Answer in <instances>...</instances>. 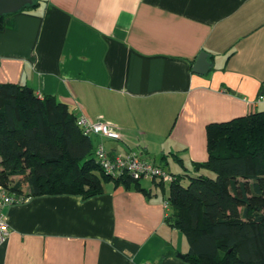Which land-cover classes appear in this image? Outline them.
<instances>
[{
    "label": "crops",
    "instance_id": "obj_1",
    "mask_svg": "<svg viewBox=\"0 0 264 264\" xmlns=\"http://www.w3.org/2000/svg\"><path fill=\"white\" fill-rule=\"evenodd\" d=\"M34 2L3 17L0 82L113 123L118 139L91 136L111 156L134 151L186 185L206 173L193 163L207 158L208 124L264 109V0ZM168 187L142 178L86 198L24 196L3 207L0 264H191L166 221Z\"/></svg>",
    "mask_w": 264,
    "mask_h": 264
},
{
    "label": "trees",
    "instance_id": "obj_2",
    "mask_svg": "<svg viewBox=\"0 0 264 264\" xmlns=\"http://www.w3.org/2000/svg\"><path fill=\"white\" fill-rule=\"evenodd\" d=\"M76 117L52 95L0 82V186L6 193L20 199L42 194L86 198L101 193L110 180L138 186L139 180L101 170L92 138L83 135ZM206 150V160L193 163V169L213 176L190 174L184 185V176L173 174L166 198V221L189 243L186 261L264 264V109L208 124Z\"/></svg>",
    "mask_w": 264,
    "mask_h": 264
},
{
    "label": "built area",
    "instance_id": "obj_3",
    "mask_svg": "<svg viewBox=\"0 0 264 264\" xmlns=\"http://www.w3.org/2000/svg\"><path fill=\"white\" fill-rule=\"evenodd\" d=\"M76 124L81 129L83 135L88 137L93 135H100L112 139H118L120 137L118 127L109 121L103 120L101 117L91 119L85 114L80 113L76 117ZM95 162L106 175L114 178L125 174L134 180L147 178L167 184H170L175 178L172 173L162 166L141 159L134 151L111 156L101 143L95 149ZM20 200V198L6 192L0 194V241L4 240L9 234V227L3 212V207ZM164 206L166 209L168 208L166 200L164 201Z\"/></svg>",
    "mask_w": 264,
    "mask_h": 264
},
{
    "label": "water",
    "instance_id": "obj_4",
    "mask_svg": "<svg viewBox=\"0 0 264 264\" xmlns=\"http://www.w3.org/2000/svg\"><path fill=\"white\" fill-rule=\"evenodd\" d=\"M33 0H0V15L10 14L16 11L22 10L25 6L31 5ZM210 63L207 60V54L201 51L195 59L192 65V71L202 74L208 71ZM261 94H264V83L260 90ZM179 257L184 258V254H177Z\"/></svg>",
    "mask_w": 264,
    "mask_h": 264
},
{
    "label": "rangeland",
    "instance_id": "obj_5",
    "mask_svg": "<svg viewBox=\"0 0 264 264\" xmlns=\"http://www.w3.org/2000/svg\"><path fill=\"white\" fill-rule=\"evenodd\" d=\"M205 172L208 173L209 175L213 176V174H212L211 172H209V171H205ZM20 178H21V177L15 176V177L13 178V180H18V179H20ZM22 189H23V192H24V193H27V192H28V188H27V186H26L25 183H23Z\"/></svg>",
    "mask_w": 264,
    "mask_h": 264
}]
</instances>
